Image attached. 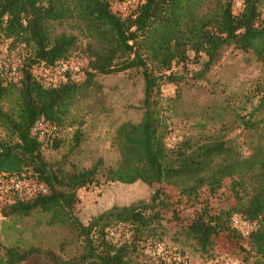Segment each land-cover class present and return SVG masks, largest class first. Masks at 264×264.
<instances>
[{
	"label": "trees",
	"instance_id": "1",
	"mask_svg": "<svg viewBox=\"0 0 264 264\" xmlns=\"http://www.w3.org/2000/svg\"><path fill=\"white\" fill-rule=\"evenodd\" d=\"M120 1L0 0V47L29 50L20 62L18 82L5 80L0 71V128L5 132L0 139V174L35 179L48 190L5 204L2 217L15 222L38 213L47 216L46 226L66 229L78 245L77 253L66 260L54 257V264H165L152 247L164 244L161 210L176 218L166 190L177 195L176 204L194 205L200 192L217 195L229 184L218 209H204L182 228L183 234L205 254L213 249L216 236L226 233L229 240H244L264 264V87L245 115L233 110L230 122L212 131L198 125L197 134L173 145L167 143L171 129L163 107L170 100L161 97L163 84H179L171 68L185 65L190 52L194 58H207L205 69L228 46L264 62V0H243L237 13L233 0H143L126 17L111 10V4ZM69 21L76 24L77 34H57ZM79 37L86 41L83 52L88 58L83 84L67 79L52 87L33 73L67 62ZM128 70H138L143 78L142 116L138 123L117 128L112 141L116 163L105 167L98 159L89 168L73 171L48 164L41 149L57 143L34 137L35 123L44 120L59 130L91 78ZM235 129L251 135L247 156L228 139ZM81 137L77 130L76 144ZM28 170L31 176L25 175ZM100 178L125 185L141 182L151 195L146 201L112 207L85 225L72 214L77 191L99 185ZM245 178L253 183L246 196ZM235 216L254 226L248 236L231 227ZM120 227L130 233L128 239L110 236V230ZM240 249L246 255L239 260L248 262L249 251ZM33 254L35 250L17 243L4 249L0 264H24Z\"/></svg>",
	"mask_w": 264,
	"mask_h": 264
},
{
	"label": "rangeland",
	"instance_id": "2",
	"mask_svg": "<svg viewBox=\"0 0 264 264\" xmlns=\"http://www.w3.org/2000/svg\"><path fill=\"white\" fill-rule=\"evenodd\" d=\"M261 13V18H264V4ZM56 33L77 34L76 24L69 21L58 27ZM85 42L79 37L78 48L68 60L80 70L75 81L79 84L86 80L88 58L83 52ZM7 46L0 47V65L18 72L20 62L29 50L23 47L8 50ZM188 55L189 60L185 65H173L171 68L179 84H163L161 87L162 99L170 100L163 102L164 115L171 129L168 145L183 137L194 136L199 131L198 125L212 131L223 122H230L233 110L245 115L257 104L261 96L259 89L264 87V62L258 61L251 52L225 47L208 69L204 68L207 60L204 55L197 58L192 52ZM88 83L83 96L67 116L65 126L58 130L55 137L57 146L50 142L41 149L48 164L66 171L89 168L98 159H102L105 167L114 165L118 152L112 141L117 128L125 122L138 123L142 116L143 78L138 70L111 75L96 74ZM77 130L82 131L78 144L74 138ZM4 138L5 132L0 128V139ZM228 139L237 144L243 155L250 153L251 135L244 130L235 129L228 134ZM25 175L31 176L32 172L28 170ZM252 185V181L245 178L244 196L252 191ZM226 188H230L229 184L217 195L200 192L198 204L194 205L176 204L177 195L166 190L176 207V218L170 212L161 210L162 240L166 247L186 256L191 264H210L220 257L239 260L246 255H242L240 247L249 251V260L245 264H263L244 240H229L226 233L216 236L213 249L205 254L198 251L196 243L183 234L182 228L204 209H218L217 203L225 199ZM150 195L151 189L141 182L125 185L100 178L99 185L77 191L79 201L72 208V214L86 225L93 217L112 207L146 201ZM235 218L237 216L231 219L232 228ZM46 220L47 216L36 213L13 222L0 213V255L4 249L19 243L26 250H35V254L24 264H54V257L66 260L74 256L78 245L72 241L71 234L64 228L46 226ZM249 227L252 230L254 226ZM118 235L128 239L130 233L120 227Z\"/></svg>",
	"mask_w": 264,
	"mask_h": 264
},
{
	"label": "built area",
	"instance_id": "3",
	"mask_svg": "<svg viewBox=\"0 0 264 264\" xmlns=\"http://www.w3.org/2000/svg\"><path fill=\"white\" fill-rule=\"evenodd\" d=\"M143 0H122L111 4L113 13L126 17L136 10ZM243 0H234L233 12L237 13L242 8ZM0 71L5 80L9 82H18L20 74L15 69H5L0 65ZM33 73L41 78L47 85L55 87L60 82L67 79L76 81L80 70L73 62L61 63L53 68H37ZM32 135L41 142H48L55 139L58 133L56 125L39 120L32 128ZM46 186L35 179H26L17 176L0 174V206L13 202L16 198L25 200L33 199L39 195L47 193ZM234 228L242 235L248 236L251 229L249 225L239 219L233 220ZM119 229V228H118ZM118 229L110 230V236L118 235ZM153 254L165 264H191L186 256L169 249L162 243H157L152 247ZM210 264H245L242 261L232 257H220Z\"/></svg>",
	"mask_w": 264,
	"mask_h": 264
}]
</instances>
